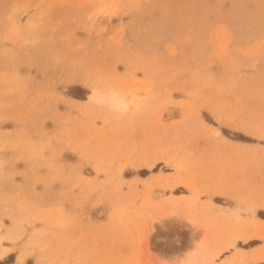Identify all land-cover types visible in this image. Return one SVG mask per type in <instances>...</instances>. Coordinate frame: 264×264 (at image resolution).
<instances>
[{
    "label": "rangeland",
    "instance_id": "374dc122",
    "mask_svg": "<svg viewBox=\"0 0 264 264\" xmlns=\"http://www.w3.org/2000/svg\"><path fill=\"white\" fill-rule=\"evenodd\" d=\"M0 264H264V0H0Z\"/></svg>",
    "mask_w": 264,
    "mask_h": 264
},
{
    "label": "clouds",
    "instance_id": "9594fccd",
    "mask_svg": "<svg viewBox=\"0 0 264 264\" xmlns=\"http://www.w3.org/2000/svg\"><path fill=\"white\" fill-rule=\"evenodd\" d=\"M96 103L103 104L107 102L113 111L124 113L129 109V104L116 91L105 92L101 88H96L93 91V96L90 98Z\"/></svg>",
    "mask_w": 264,
    "mask_h": 264
}]
</instances>
